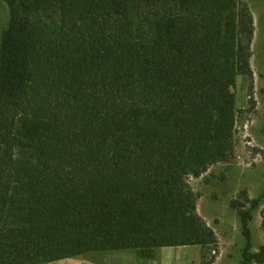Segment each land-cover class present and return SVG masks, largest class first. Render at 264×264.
I'll return each instance as SVG.
<instances>
[{
	"label": "trees",
	"instance_id": "1",
	"mask_svg": "<svg viewBox=\"0 0 264 264\" xmlns=\"http://www.w3.org/2000/svg\"><path fill=\"white\" fill-rule=\"evenodd\" d=\"M2 1L0 264L217 251L191 180L235 157V88L254 75L248 4ZM246 201L244 264H264L250 228L261 201Z\"/></svg>",
	"mask_w": 264,
	"mask_h": 264
},
{
	"label": "rangeland",
	"instance_id": "2",
	"mask_svg": "<svg viewBox=\"0 0 264 264\" xmlns=\"http://www.w3.org/2000/svg\"><path fill=\"white\" fill-rule=\"evenodd\" d=\"M250 7L255 19V34L251 58L253 78L239 76L235 88L237 103L236 151L234 159L212 167L204 176L192 179L198 194V211L218 236L214 246H195L192 254L206 264L217 256L213 264H244L247 239L244 235L240 211L252 207L246 201L260 200L250 222L253 252L264 245L262 228L264 211V0H242ZM9 9L0 0V47L9 25ZM158 249L154 252L156 255ZM90 253L81 257H100ZM248 264H259L250 262Z\"/></svg>",
	"mask_w": 264,
	"mask_h": 264
},
{
	"label": "crops",
	"instance_id": "3",
	"mask_svg": "<svg viewBox=\"0 0 264 264\" xmlns=\"http://www.w3.org/2000/svg\"><path fill=\"white\" fill-rule=\"evenodd\" d=\"M195 246L159 248L151 258L142 257L136 250H113L100 257H73L45 264H200L201 258L192 254Z\"/></svg>",
	"mask_w": 264,
	"mask_h": 264
}]
</instances>
